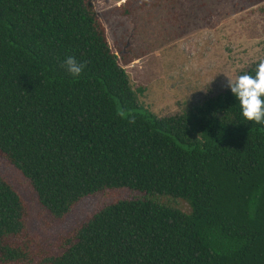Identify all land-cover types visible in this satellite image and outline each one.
Listing matches in <instances>:
<instances>
[{
	"label": "trees",
	"instance_id": "obj_1",
	"mask_svg": "<svg viewBox=\"0 0 264 264\" xmlns=\"http://www.w3.org/2000/svg\"><path fill=\"white\" fill-rule=\"evenodd\" d=\"M166 1L178 2L163 31L175 40L214 25L220 6L228 15L264 0ZM131 2L113 8L131 16ZM105 32L91 0H0V157L55 218L117 187L182 199L189 213L113 202L48 250L0 175V264H264V124L244 119L229 87L176 114L144 113L121 66L143 53ZM69 55L87 62L78 78L61 67Z\"/></svg>",
	"mask_w": 264,
	"mask_h": 264
},
{
	"label": "rangeland",
	"instance_id": "obj_2",
	"mask_svg": "<svg viewBox=\"0 0 264 264\" xmlns=\"http://www.w3.org/2000/svg\"><path fill=\"white\" fill-rule=\"evenodd\" d=\"M135 11L131 16L113 6L121 0H91L95 13L105 27L110 46L125 35L131 41V52L137 59L121 66L133 88L141 87L136 100L140 110L154 116L181 112L192 103L200 102L226 89L228 76L237 78L255 62L264 60V1L237 13L223 15L218 7L215 24L169 40L163 32L170 15L179 10L175 2L166 0H131ZM157 1L159 7L151 5ZM180 4L189 6L185 0ZM127 8L130 4H126ZM131 8V6H130ZM162 8V9H161ZM169 18V20H165ZM169 21V23L167 22ZM127 38V37H126ZM171 39V38H170ZM119 55L118 51H115ZM0 175L18 193L27 208L26 228L44 249L54 250L58 237L64 236L97 210L117 201L148 199L189 213L188 204L167 195L142 194L126 187L104 188L83 197L69 211L55 218L41 207L29 183L17 170L0 157Z\"/></svg>",
	"mask_w": 264,
	"mask_h": 264
},
{
	"label": "clouds",
	"instance_id": "obj_3",
	"mask_svg": "<svg viewBox=\"0 0 264 264\" xmlns=\"http://www.w3.org/2000/svg\"><path fill=\"white\" fill-rule=\"evenodd\" d=\"M87 62H80L75 56H66L61 62V67L74 78H78L86 68ZM226 87L231 89L239 101L242 115L246 121L264 124V60H261L255 71V76L250 74L239 75L236 79L228 76ZM118 115L123 116L120 112ZM130 123L135 122L133 116Z\"/></svg>",
	"mask_w": 264,
	"mask_h": 264
},
{
	"label": "crops",
	"instance_id": "obj_4",
	"mask_svg": "<svg viewBox=\"0 0 264 264\" xmlns=\"http://www.w3.org/2000/svg\"><path fill=\"white\" fill-rule=\"evenodd\" d=\"M121 1H123V0H121Z\"/></svg>",
	"mask_w": 264,
	"mask_h": 264
}]
</instances>
